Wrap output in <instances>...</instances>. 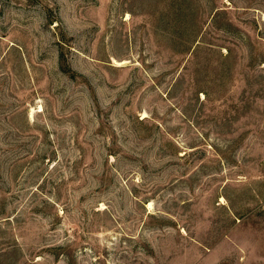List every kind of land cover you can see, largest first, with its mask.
<instances>
[{
    "label": "rangeland",
    "instance_id": "obj_1",
    "mask_svg": "<svg viewBox=\"0 0 264 264\" xmlns=\"http://www.w3.org/2000/svg\"><path fill=\"white\" fill-rule=\"evenodd\" d=\"M0 264H264V0H0Z\"/></svg>",
    "mask_w": 264,
    "mask_h": 264
},
{
    "label": "bare ground",
    "instance_id": "obj_2",
    "mask_svg": "<svg viewBox=\"0 0 264 264\" xmlns=\"http://www.w3.org/2000/svg\"><path fill=\"white\" fill-rule=\"evenodd\" d=\"M41 106V105H40Z\"/></svg>",
    "mask_w": 264,
    "mask_h": 264
}]
</instances>
